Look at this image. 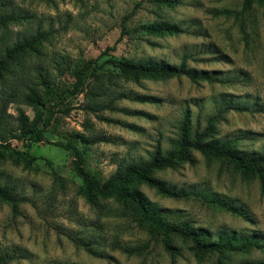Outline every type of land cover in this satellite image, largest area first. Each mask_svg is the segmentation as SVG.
Wrapping results in <instances>:
<instances>
[{
    "label": "rangeland",
    "instance_id": "1",
    "mask_svg": "<svg viewBox=\"0 0 264 264\" xmlns=\"http://www.w3.org/2000/svg\"><path fill=\"white\" fill-rule=\"evenodd\" d=\"M6 1L7 9L19 17L6 27L11 41L38 32L46 38L36 54L21 56V66L13 67L15 72L0 82V92L1 86L10 84L22 93L34 83L36 71H47L52 78L50 91L40 85L36 90L44 103L40 109L45 112L51 106L55 110L44 130L48 142L26 139L29 134L23 137L18 131L0 138V143L27 149L33 157L26 166L0 151V185L27 199L18 204L17 214L0 201V254L13 255L7 264H215L217 260L240 264L264 260V204L254 175L242 177L225 163L194 151L193 164L181 163L154 173L188 191L187 196L165 197L139 185L146 198L174 222L188 221L213 236L220 231L255 234L261 243L260 248L209 253L197 260L188 241L171 237L177 249L168 253L146 227L106 212L109 201H104V209L101 203L90 206L78 192L84 181L73 168L72 150L54 144L75 143L82 151L85 172L102 181L121 158L146 159L157 143L162 150L171 148L188 110L192 132L202 131L212 117L215 138H234L240 149L264 152L262 9L252 5L238 17H227L217 12L238 11L242 0H179L173 7H156L149 0ZM161 19L177 24L183 32L150 35L139 30ZM110 58L174 65L184 60L188 67L210 73L216 80L191 81L178 76L132 82L118 74L107 62ZM89 59L95 67L82 74L80 89L71 92L73 69ZM126 95L151 99L139 102ZM5 102L12 125L19 111L28 119L35 117L32 106L19 94ZM226 106L230 108L224 111ZM80 135L91 142H83ZM203 197L231 202L243 215L207 204ZM72 237L89 242L98 255L76 246ZM142 244L145 248L137 254H126L120 248Z\"/></svg>",
    "mask_w": 264,
    "mask_h": 264
},
{
    "label": "trees",
    "instance_id": "2",
    "mask_svg": "<svg viewBox=\"0 0 264 264\" xmlns=\"http://www.w3.org/2000/svg\"><path fill=\"white\" fill-rule=\"evenodd\" d=\"M156 7H173L179 4V0H149ZM8 1L0 0V82L8 79L9 75L14 73L13 67L21 66V56L27 53H37L39 45L46 38L45 33L38 32L11 41L6 27L19 20L12 10L7 9ZM252 5L260 7L263 11L264 20V0H242L240 10L223 9L217 13L224 16L238 17L241 12L247 11ZM139 30L150 35H176L183 32L177 24L161 19L152 23H146L139 27ZM126 33L129 31L125 29ZM118 74L126 80L138 82L140 79L164 80L171 77L185 76L191 81L216 80V77L210 73L199 72L194 68L188 67L182 60L178 65L169 64L163 61L155 62L150 60H134L114 58L107 59ZM94 60H86L80 68H74L73 74L75 81L71 92H77L80 88L81 76L87 70L94 68ZM5 77V78H4ZM5 80V81H6ZM11 80V79H9ZM52 78L47 71H36L34 80L26 91L17 93L15 87L10 84L1 86L0 92V138L3 134H13L18 131L21 135L28 136L26 139L32 141H47L44 130L53 117L55 110L48 106L45 112L40 109L44 106L41 100V94L36 90V85L44 87L45 91H50V82ZM9 88V89H8ZM19 94L25 104L32 106L35 117L28 119L27 115L19 111L15 125L8 120L10 114L4 110L5 101ZM129 99L145 102L151 97L145 95H126ZM226 106L224 111L229 109ZM123 126L130 128V125L123 123ZM215 132L212 123V117L208 120L202 131H191L189 124L188 110L184 111L182 120L178 128V136L172 142L171 148L162 150L159 143L156 144L153 151L146 159L126 160L121 158L114 171L104 180L99 181L94 176L85 172L82 163V151L73 143L68 141L66 144L55 142V145L62 146L65 149H71L74 154L72 161L74 170L79 173L83 179V185L79 187L85 201L92 207H97L100 203L101 208H106L104 201H109L106 212L117 216L130 218L138 225L144 226L156 237H159L162 248L173 253L177 247L171 242V237L176 236L189 242V249L197 260H202L203 256L209 253H223L245 251L250 248H260L261 243L255 234L242 235L235 231H220L213 236L209 230L203 227H194L188 221L174 222L168 218L166 212L156 204L149 201L144 193L139 189L140 184H145L153 188L156 193L165 197L181 198L189 194L182 188L168 184L164 180L154 176V173L165 168H175L181 163L193 164L195 158L193 152L196 151L206 159L218 160L225 163L240 176L246 177L254 175L259 182L260 194L264 204V152H249L240 149L236 144V139L226 138L218 139L213 136ZM80 137L83 142L89 143L87 138ZM95 141L94 139L92 140ZM28 145V144H27ZM25 145L26 148L28 146ZM5 151L11 158L22 161L28 166L33 157L29 155L27 149L18 150L11 147L8 143H0V151ZM27 199L21 195H15L12 188L7 185H0V201H3L11 207L13 214L18 213V204ZM207 204L215 205L234 215H243L233 203L218 197H203ZM73 242L78 247H83L89 253L98 255L89 242H83L72 237ZM120 246V245H116ZM121 250L126 254L141 253L145 245L121 246ZM13 255L0 254V264H7ZM215 264H223L216 261ZM240 264H264V260L258 262L246 261Z\"/></svg>",
    "mask_w": 264,
    "mask_h": 264
}]
</instances>
